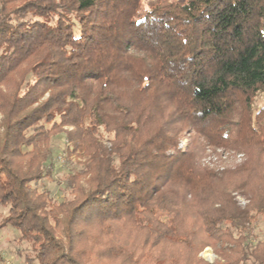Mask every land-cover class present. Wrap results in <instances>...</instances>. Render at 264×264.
I'll use <instances>...</instances> for the list:
<instances>
[{
    "label": "trees",
    "instance_id": "obj_1",
    "mask_svg": "<svg viewBox=\"0 0 264 264\" xmlns=\"http://www.w3.org/2000/svg\"><path fill=\"white\" fill-rule=\"evenodd\" d=\"M20 1L0 0V233L30 246L11 263L208 264L222 243L213 264H264V0ZM183 134L248 159L200 168Z\"/></svg>",
    "mask_w": 264,
    "mask_h": 264
},
{
    "label": "rangeland",
    "instance_id": "obj_2",
    "mask_svg": "<svg viewBox=\"0 0 264 264\" xmlns=\"http://www.w3.org/2000/svg\"><path fill=\"white\" fill-rule=\"evenodd\" d=\"M150 0H143L144 3L147 4ZM173 2H177L180 4L185 3V0H170ZM22 2V0L20 1ZM19 3L14 4L18 5ZM11 84L5 85V89L11 88ZM10 90V89H8ZM46 96L41 98V101L44 100ZM264 106V96L256 97L253 101V113L255 114L259 109ZM2 120V116L0 115V121ZM2 131V130H1ZM109 146V144H108ZM178 149L181 151H191L194 155V160L196 161L198 167L200 168H207L209 170H213L220 174H229L236 172L248 159V156L241 150H231V149H224V148H214L208 145H205V142L202 139H194L193 134H183L178 143ZM57 157V158H56ZM55 157V166L56 169L54 170V176L52 182H48L49 188L53 189L54 197L67 196L62 189L65 186V181L70 173L73 170L72 168H78L77 162H84L86 160V156L84 155L83 150H77L73 155L66 154L61 152L59 155ZM77 164V165H76ZM80 171V170H76ZM233 179V177H232ZM82 184L85 188H88L87 181L88 177L82 179ZM258 185L255 186V191L259 193H264V182L261 184L257 182ZM233 196L235 201L237 202L238 206L241 208H245L249 205L250 200L247 196L241 195L238 192H234ZM59 198V197H58ZM7 215V210L0 207V220L2 217ZM256 228L254 234L257 235L261 240H264V218H259V222L255 223ZM96 230V229H95ZM113 233L114 238L118 239L117 233L120 232L119 229L116 231L110 230ZM115 233V234H114ZM14 248L17 251L25 249L30 251V246L27 243H19L17 241V237L15 235V231L11 229H6L0 233V252L4 262L0 264H12L11 263V256L8 254L9 251L12 254L14 252ZM232 248L229 244H222L218 243L216 245H209L208 247L202 249L196 254L198 259L204 260L208 264H213L216 260H220L222 249H225L229 255H232L233 251H229ZM9 255V256H8ZM8 256V257H7ZM13 257V255H12ZM14 258V257H13ZM21 256L17 254L14 258L17 263L20 261Z\"/></svg>",
    "mask_w": 264,
    "mask_h": 264
}]
</instances>
